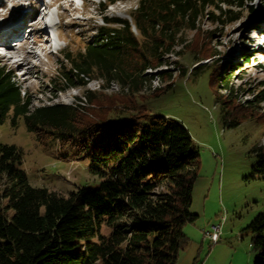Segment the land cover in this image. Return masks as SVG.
<instances>
[{"label":"trees","instance_id":"trees-1","mask_svg":"<svg viewBox=\"0 0 264 264\" xmlns=\"http://www.w3.org/2000/svg\"><path fill=\"white\" fill-rule=\"evenodd\" d=\"M214 2L137 0L130 22L103 16L104 23L96 26L94 38L85 40L81 49L62 50L51 78L57 83L55 93L84 87L90 78L136 91L149 80L144 69L163 64L171 33L193 29L200 9ZM249 60L250 55L245 58ZM214 73L221 78L219 71ZM229 75L222 77V85L230 92ZM208 83L227 126L250 115L264 117V111L256 114L253 107L264 89L243 111L241 104L228 102L231 93L218 95L217 82ZM117 98L123 105L116 113L102 108L93 118L84 112L91 100L87 90L74 104L32 106L11 69L0 63V124L8 117L15 124L22 116L38 143L66 145L88 158L89 171L101 178L95 187L79 186L67 194L32 186L20 167V149L0 142V264L176 263L189 242L183 226L196 217L189 207L198 153L191 150V136L181 122L164 116L145 122V108ZM252 151L256 156L252 172L264 175V133ZM247 228L252 264H264V211Z\"/></svg>","mask_w":264,"mask_h":264},{"label":"rangeland","instance_id":"rangeland-1","mask_svg":"<svg viewBox=\"0 0 264 264\" xmlns=\"http://www.w3.org/2000/svg\"><path fill=\"white\" fill-rule=\"evenodd\" d=\"M19 1L23 2H0V31L21 18L25 25L23 36L16 33L12 58L2 55L0 63L11 69L32 106L74 104L87 90L91 100L85 106L86 117L93 118L102 108L118 110L123 104L117 97L123 96L133 101L131 107L145 108V122L156 116L181 122L191 136V150L198 153L199 166L189 207L196 217L183 226L189 242L179 252L176 264H203L206 257V264H252L254 252L247 226L264 211V175L252 172L256 160L252 147L262 140L264 117L250 115L235 126H227L208 82H217L218 95L231 93L228 102L241 104L243 111L248 110L249 100L260 95L264 89V0H232L238 3L231 5L215 0L202 7L193 29L171 33L170 49L161 56L163 64L145 68L142 74L149 80L136 91L113 81L90 78L84 87L72 86L56 93L57 83L51 78L61 62L62 50L81 49L85 40L94 38L103 16L130 22L137 0H112L101 6L103 0H55L59 7L48 9L53 25L46 24L47 35L40 31L42 25H33L39 28L31 32L32 21L38 20L45 0ZM79 2L81 5L73 8ZM23 38L25 42L20 41ZM45 38L50 39L51 47L44 44ZM30 46L35 54L28 52ZM248 55L250 60L245 61ZM214 70L221 78H216ZM228 73L230 92L222 85V77ZM254 102V113L264 111V96ZM0 142L20 149V167L32 186L67 194L79 186L95 187L101 179L89 171L88 158L66 145L58 141L38 143L22 116L15 124L10 117L0 124ZM219 222V238L211 244L205 233L211 224Z\"/></svg>","mask_w":264,"mask_h":264},{"label":"bare ground","instance_id":"bare-ground-1","mask_svg":"<svg viewBox=\"0 0 264 264\" xmlns=\"http://www.w3.org/2000/svg\"><path fill=\"white\" fill-rule=\"evenodd\" d=\"M11 1H14V3L16 4V3H21V2H23V1H19V0H11ZM29 1V0H28ZM34 1V0H33ZM55 2V0H51V1H49L48 3H53V2ZM70 1L71 0H68V2L70 3ZM0 2H1V0H0ZM30 2V1H29ZM72 2V1H71ZM45 4V3H44ZM43 4V5H44ZM10 9H12V10H15V7H11ZM36 11H37V9H36ZM43 15H46V13H44ZM37 21H32V33H35V32H37L38 31V28H37V30H36V26L37 25H42L43 26V28H41L40 27V31H42L43 33H45V35H47V32H46V30H45V27H46V24H45V22L43 21V16L42 15H39V13H38V16H37ZM38 23V24H37ZM33 25L35 26L34 28H33ZM4 26H6L2 31H0V45H2V46H4L5 47V52L3 51L2 52V54L1 55H4V56H6L8 59H11L12 58V49H13V47H11V46H13V44H14V41L16 40V33H19L20 34V36H23V33H25L24 31H25V25L23 24V19L21 18L20 20H19V22H12V23H10V24H7V25H4ZM26 27H27V25H26ZM7 28V29H6ZM24 37H25V35H24ZM22 38V37H21ZM20 41H22V42H25V38H23L22 40H20ZM44 44L45 45H48V47H51V41H50V39L49 38H45L44 39ZM9 52V54H6V53H8ZM28 52L29 53H36V51L35 50H33V48H32V46H30V49L28 50ZM22 58H23V56H22ZM21 58V59H22ZM162 67V66H161ZM148 69H150V68H148ZM145 70H147V69H145ZM154 70V69H153ZM156 77V76H155ZM154 79V78H153ZM157 80V79H156ZM169 82V81H168ZM113 85V84H112ZM116 86H114V88H115ZM115 90V89H114ZM117 90V89H116Z\"/></svg>","mask_w":264,"mask_h":264},{"label":"built area","instance_id":"built-area-1","mask_svg":"<svg viewBox=\"0 0 264 264\" xmlns=\"http://www.w3.org/2000/svg\"><path fill=\"white\" fill-rule=\"evenodd\" d=\"M221 223L211 224L210 230L206 231L205 235L209 239L211 244L216 243L219 238Z\"/></svg>","mask_w":264,"mask_h":264},{"label":"crops","instance_id":"crops-1","mask_svg":"<svg viewBox=\"0 0 264 264\" xmlns=\"http://www.w3.org/2000/svg\"><path fill=\"white\" fill-rule=\"evenodd\" d=\"M190 258V257H189ZM191 260V259H190ZM195 260V259H194ZM207 257L206 258H204V261H203V264H206L207 263ZM176 264V263H175ZM189 264H191L190 262H189ZM192 264H194L193 262H192Z\"/></svg>","mask_w":264,"mask_h":264}]
</instances>
